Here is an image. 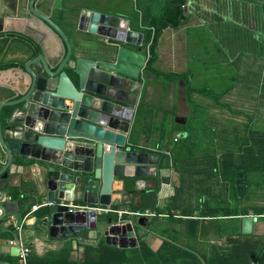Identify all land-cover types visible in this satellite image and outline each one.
<instances>
[{"label": "crops", "instance_id": "0c3cea01", "mask_svg": "<svg viewBox=\"0 0 264 264\" xmlns=\"http://www.w3.org/2000/svg\"><path fill=\"white\" fill-rule=\"evenodd\" d=\"M173 1L49 0L50 5L54 3L53 7L44 4H39L38 6L39 12L53 21L65 33L70 43L74 46L77 45L79 39L91 40L93 37L80 31L77 27L78 13L81 9L97 10L128 20L129 28L143 35L142 40L144 44L145 34L143 30H152L151 32H154V29L150 27L154 18L157 19L159 15H162L160 9L166 3H171L176 6L177 4L172 3ZM236 1L238 5L235 6L234 12L240 24L237 25V22H234L236 32L235 42L244 40L246 43L241 42L236 44L238 52L235 53V57L232 60L235 63L234 72L236 73V78L237 76L240 77L235 89L236 87L245 88L249 93L250 84H243L242 80L244 76L250 73L252 75L251 79L254 80L253 87L255 88V96L250 95V93L249 96L250 99H254L251 101H254L252 103H255V109L249 114V123L243 126L240 131L235 129L234 131L225 132L219 128L220 135L217 144L212 146L216 150L213 158L219 163L226 157H223V155L227 151H232L234 153L235 166H237V156L243 152L244 144L242 142H244V137L248 136L247 132H261L264 130L258 126L259 122L264 123V119L260 118V113L258 112L259 108H263L262 110H264V12L262 10L264 0ZM205 2L209 3V0H202L201 5L197 4L194 0H186V3L180 6L181 15L178 17L179 25L175 28L168 25L167 28L161 31V35L157 38V45L155 47L156 56L154 57L156 60L153 64L154 69L163 74H183L187 76L189 82L192 84L194 70L192 72L188 70L186 65V50L183 48L185 45H188L187 43L193 41L189 35L191 27L194 28L195 26L198 28L197 33H199L200 38L204 41L205 35L209 31L211 33L210 20H216L215 17L217 15L215 13L214 15L210 14V11L206 9L208 6L205 7ZM183 6L187 8V15L183 14ZM8 8H1V10H6L10 13L11 10ZM217 17L219 19L221 18L220 20L224 19L220 15ZM243 21L245 22V26L242 24ZM11 22L12 24H10ZM8 23L5 28L10 25V30L21 34L20 36H9L8 38L1 39L0 90L2 92L0 93V101L16 99L13 91L17 88L16 84L20 79L27 78V75L23 72L24 67L39 52L48 58L53 69H55L65 51L60 39L45 23L34 15H30L28 19L8 21ZM238 26H241V29H238ZM246 27L250 35L247 34ZM168 32H170L172 37L174 36L178 44L174 43L169 49L163 50L165 47L163 40H172H170L169 34H167ZM239 34L247 37H241ZM150 46V44L148 46L144 44L143 48L149 62L152 59ZM245 50L248 51L247 54L243 53ZM207 55L209 56V54ZM249 62L250 68L247 67L244 70L243 66ZM160 63L161 66H158ZM248 69L249 71H247ZM144 76L143 86L136 94V105L133 107L131 123L126 134L127 143L137 152L158 155L159 166L156 167V177L159 179L158 170L160 168H168L170 169V184L162 185L161 188L158 187L155 189L157 200L152 208H148L156 214L155 217L137 218L134 216H123L119 218L116 213H108L96 214L97 221L106 223L108 220H111L113 223L122 225L131 220L133 222L142 220V223L146 224L145 228L136 226L139 234L136 238V245L133 247L119 248L110 246L124 250L123 252L126 258L120 260L121 264H147L143 258L141 261V255H137V253L139 254L142 242L153 253H157L162 249L164 242H169L176 249L183 248L190 251L191 256H186L185 258L186 264H194V261H192L194 257H196V261L199 258L202 259V264H204L206 255L209 256L214 252H220L219 249L225 247L224 238L220 236L226 230L230 233L239 231L242 234L240 220L238 219V224H236V222L232 221L227 222V219L221 215L215 218L214 221L209 216H202V207H206V200L211 198V194L209 191L205 193L197 192L198 186L202 184L204 187H211L212 184L216 183L214 178L211 180L212 173L209 171L210 166L208 163L197 166L196 168H202L196 169L197 171L195 170L193 174L183 175L182 178L184 179H181V181L179 180V173L172 168L174 154L177 151H181V149L184 152L188 146L177 143L182 142L186 138V134L175 127V125L184 126L190 118L191 111L185 99L186 83L188 81L184 82L182 78L170 80L168 76L165 77L162 75L159 77L146 72V70ZM192 98L195 102L194 97ZM223 103L227 104L226 102ZM237 113L244 116L241 114V111ZM204 115H201L200 120L204 121L207 119ZM245 115L248 116L247 114ZM208 122L209 119H207V124ZM6 126H8L7 118L3 119L2 127L5 133L11 134L5 129ZM228 136L233 137L230 143L227 141ZM237 140H240L238 144ZM1 151L2 149L0 148V154ZM203 152L204 150H201L196 155L202 157L204 155ZM32 163L31 161L26 163L14 162L5 171L11 179H7L5 190L0 192V206L6 207L8 211L3 219L0 220V264H18V257L12 256L10 252L12 247L17 246L11 245L10 241H16L18 244L21 242L29 248L30 252L27 258V264H85L86 260L94 264H99L100 254L96 250L104 251L105 249H98H100V245L106 244L103 241H99V238L96 237V232L92 229L84 228L79 238L69 237L65 240L51 237L41 238L38 236V222L48 214L45 211L50 206L41 207L35 212L31 211L32 206L42 205L48 202L44 173L32 165ZM201 171L205 172L200 173ZM197 172L199 175H196ZM127 178L133 180L137 187H140L141 180L147 182L150 180L148 177L138 178L131 176ZM217 178H219V182L222 181L221 175H218ZM256 179L257 176L251 172L249 188L244 186L245 189L241 190L242 194L248 193V195L237 203L236 208L238 211H242V209L249 210V213L244 217H252L253 210L259 206H263L262 204L264 203V199L259 195H255L253 192V181ZM120 183L113 181L112 189L114 192L120 189ZM218 185V191H214L213 194H218L223 199L221 205L225 207L227 200H229L227 196L229 189L223 186L221 182ZM177 186L182 190L177 194V204H184L188 208V213L191 215L188 219L197 221L198 224L196 227L190 222L183 223L178 221L182 218L178 211L173 213L174 215L171 217L169 216V213L174 210L171 209L168 212L167 209L171 208V197H174ZM111 201L113 204L108 206L118 210L138 211L144 209L141 202L137 203L128 197L121 198L115 193L112 194ZM66 203L77 207L84 206L81 202ZM29 206L31 208L26 210ZM157 210H160L161 213H157ZM11 229H14L13 239H7V237L1 235L2 233L10 234L9 231ZM251 235L263 241L264 220H254ZM93 250H95L98 256L95 255V252L92 253ZM105 251L107 252V250ZM101 254L106 256L105 252H101ZM106 261L107 263H113L116 260ZM174 264H182V262L179 261Z\"/></svg>", "mask_w": 264, "mask_h": 264}, {"label": "water", "instance_id": "95a60500", "mask_svg": "<svg viewBox=\"0 0 264 264\" xmlns=\"http://www.w3.org/2000/svg\"><path fill=\"white\" fill-rule=\"evenodd\" d=\"M39 4L54 5L49 0H13L9 8L0 3V10H11L0 13V37L20 36L10 25L5 28L8 21L34 15L60 39L65 50L55 69L39 52L24 67L27 78L16 84V99L0 101V192L11 179L5 172L8 167L31 161L44 173L51 203L48 214L38 222V236L79 238L86 228L108 246L133 247L139 234L136 226H146L142 220L101 223L93 210H71L66 202H81L86 208L108 206L115 193L152 208L157 200L155 189L170 184V169L160 168L159 179L156 177L158 155L137 152L127 143L136 94L149 65L143 35L131 30L126 19L81 9L77 27L93 37L79 39L74 46L39 12ZM182 10L187 15L186 6ZM4 108L10 111L5 114ZM5 118V129L11 134L2 127ZM131 176L150 180H141L137 187L127 178ZM113 181L121 182L115 192ZM7 212L0 206V220ZM253 224L252 217H242V234H251ZM19 251L18 247L10 250L14 257Z\"/></svg>", "mask_w": 264, "mask_h": 264}, {"label": "trees", "instance_id": "16d2710c", "mask_svg": "<svg viewBox=\"0 0 264 264\" xmlns=\"http://www.w3.org/2000/svg\"><path fill=\"white\" fill-rule=\"evenodd\" d=\"M172 3L177 5L174 6L171 3H166L165 6L160 9L162 15H159L157 19L154 18V21L150 26L154 29V32H151L152 30H143L145 34L144 44L145 46H148L149 44L151 45L150 53L152 58L148 67L146 68V72L155 74L159 77L162 75L165 77L168 76L170 77V80L182 78L184 82L188 81V83H186L187 88L185 90V99L190 111L192 112H190V118L187 124L184 126L175 125V127H177V129L179 128L186 134V138L182 142L177 143L188 145L189 147L187 146V149H185L186 151L184 150V152L181 149V151H177L174 154V158L172 159V168L179 173V180L181 181V179H184L182 178L183 175L191 173L193 174L195 173L196 169L202 168H196L197 166L208 163L210 166L209 171L212 173L211 180L214 178L216 183L212 184L211 187H204L202 184H199L198 186L197 192L205 193L209 191L211 194V198L206 200V207H202L201 214L202 216H209L213 221L215 218L221 215L227 219V222L232 221L238 224V219L240 220V217H244L249 213L248 209H242V211H238L236 207L237 203L242 201V199L246 198L245 196L248 195V193L242 194L241 190L245 189L244 186L249 188L251 172L257 176V179L253 181V187H255L257 191L264 190V132H247L248 136L244 137V142H242L244 144L243 152L237 156V166L234 165L235 159L234 153L232 151H227V153L223 155V157H226H224L223 161L220 163L213 158L216 150L215 148L213 149L212 146L217 144V140L220 135L219 130L218 128L208 129L207 120H200L201 114L199 110L203 111V107L194 102L192 97H194V95L202 96L220 108H227L228 104L221 102V99L229 95L235 89L236 83L240 80V77L237 76L236 78V73L235 76L233 74V76L228 78V83H226V86L224 87L222 78L219 79L215 76L211 78L209 84L196 87L193 86L189 82L187 76L183 74H163L154 69L153 64L156 60L154 57L156 56L155 47L157 45V38L161 35V31L167 28L168 25H171L174 28L179 25L178 17L181 15L180 6L184 5L186 0H174ZM262 10L264 12V7ZM183 19L185 20V18ZM233 59L234 58H232V60ZM233 63L234 62H232V64ZM230 71L234 72L233 67L230 68ZM244 79H246V82ZM242 81L243 84H249L248 76H244ZM9 111L10 108L3 109L5 114ZM193 119L194 121H192ZM198 120H200V122ZM192 122H194V125ZM232 139L233 137L231 138L228 136L227 141L230 143ZM201 150H204V155L202 157L197 156L196 154ZM202 172L205 171H201L200 173ZM196 175H199L198 172ZM218 175H221L222 177V181L220 182L223 184V186H226V188L229 189V191H227L229 200H227L228 204L226 203L225 207H222L221 205L223 199L220 198L218 194H213V192H217L219 188L218 184H220V182L219 178H217ZM180 191H182L181 188L177 186L174 197H171V208L167 209L168 212H170L171 209L174 210L169 213V216L171 217L174 215L173 213L178 211L179 215L182 217V220L180 219L178 221L183 223L190 222L196 227L198 222L188 219L191 216L188 213V208L185 207L184 204H177L176 198ZM260 197L264 199V196ZM229 202H231V204H229ZM30 208L31 207L29 206L26 210H29ZM47 210L45 212H48ZM156 212L161 213L160 210H157ZM252 214V216L264 215V207L259 206L258 208H255ZM13 232L14 229H11L9 231L10 234L2 233L1 235L7 237V239H13ZM220 237L224 238L225 247L219 249L220 252H214L209 256L206 255L204 264H264V239L261 241V239L255 238L251 234L243 235L239 231H233L230 233L228 230H226ZM99 247L100 249L98 250H107V252L105 250H96V252L100 254L99 264H121L120 260L126 258L123 252L124 250L106 246L104 244L100 245ZM94 252L95 250L92 251V253ZM96 252L95 255H97ZM101 252H105L106 256L102 255ZM137 255H141V261L143 258L147 264H174L175 262L177 263L179 261H181L182 264H186V256H191L189 250L183 248L176 249L169 242H164L162 249H160L157 253H153L145 245V243L142 242L139 249V254L137 253ZM195 258L196 257L192 258L194 264H202V259L199 258L196 261ZM106 260L116 261L113 263H107ZM85 264L94 263L86 260Z\"/></svg>", "mask_w": 264, "mask_h": 264}, {"label": "rangeland", "instance_id": "374dc122", "mask_svg": "<svg viewBox=\"0 0 264 264\" xmlns=\"http://www.w3.org/2000/svg\"><path fill=\"white\" fill-rule=\"evenodd\" d=\"M194 1L200 5L202 3V0ZM236 3H238L236 0H209V3L205 2V7L208 6L206 9L210 11V14L214 15L215 13L217 16L220 15L224 17V19L220 20L219 17L216 16V20H210L211 33L208 29L209 33L205 35V41L201 39V36L197 33L198 28L195 26L194 28H190L189 35L193 41L187 43L188 45H185L183 49L186 50L185 55H187L186 65L188 70L191 72L194 70V80L192 82L193 86L200 87L205 85V83L209 84L211 78L216 76V78H222V83L225 87L226 83H228V78L233 76V74L235 76V72L230 71V68L233 67V70H235V63L232 64V58H234L235 53L238 52L236 44L241 42L246 43L244 40L235 42L236 32L234 22H237V25L240 24V21L234 12L235 6L238 5ZM242 24L245 26L244 21ZM238 29H241V26H238ZM246 31L247 34L250 35L248 28ZM167 34H169L170 40H172H163V43L165 44L163 50L169 49L174 43L178 44L174 36L172 37L170 35V32ZM240 36L247 37L245 35ZM244 48L246 49V47ZM243 53L247 54L248 51L245 50ZM207 54H209V56ZM158 66H161V63ZM247 67L250 68V62L243 66L244 70ZM247 71H249V69ZM247 76L250 80L249 93L250 95L255 96V88L253 87L254 80L251 79L252 75L250 73H248ZM244 81L246 82V79H244ZM249 93L245 88L236 87V89H234L229 95L221 99L222 102H226L228 104L227 108H220L214 105L210 100L198 95H194V100L199 106L203 107V111L199 110L200 114H205L204 116L209 119L207 124L208 129L220 128L225 132H229L231 130L234 131L235 129L240 131L243 126L249 123V114H251L255 109V103H252L254 101H251L254 99H250ZM262 109L263 108H259L258 112L260 113V118L264 119V110ZM240 111L244 116L237 113ZM192 121H194V119ZM198 121L200 122V120ZM192 123L194 125V122ZM258 126H260L261 129H264V123L259 122ZM261 132H264V130ZM253 192L256 195L264 196V190L257 192L255 187H253ZM262 205L264 207V203Z\"/></svg>", "mask_w": 264, "mask_h": 264}, {"label": "built area", "instance_id": "2783aa9c", "mask_svg": "<svg viewBox=\"0 0 264 264\" xmlns=\"http://www.w3.org/2000/svg\"><path fill=\"white\" fill-rule=\"evenodd\" d=\"M51 206V203L46 202L43 203L42 205H34L31 208L32 212L37 211L38 209H40L41 207H49ZM69 208L71 210H78V211H84L85 209H90L93 210L96 214H108V213H116L118 215L119 218H122L123 216H134L137 218H153L156 216V214L148 208H144L138 211H126V210H118L115 208H112L110 206H99V207H84V206H72L71 204H69ZM253 220H260V219H264V215H255L252 216ZM11 245L14 246H19V256H18V264H27V258L29 255V248L26 247L24 244H22L21 242L18 244V242L16 241H10Z\"/></svg>", "mask_w": 264, "mask_h": 264}, {"label": "flooded vegetation", "instance_id": "af4514ba", "mask_svg": "<svg viewBox=\"0 0 264 264\" xmlns=\"http://www.w3.org/2000/svg\"><path fill=\"white\" fill-rule=\"evenodd\" d=\"M13 0H0V3H3L4 5H9V4H11V2H12ZM0 13H2L3 15H6V14H8V11H6V10H3V11H1L0 10ZM1 39H3L2 37H0V44H1ZM87 56H89V54H87ZM2 91L0 90V93H1ZM5 93V92H4Z\"/></svg>", "mask_w": 264, "mask_h": 264}]
</instances>
